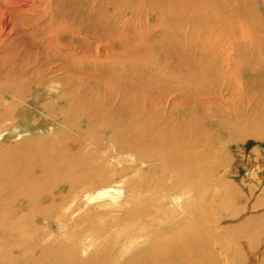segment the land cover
I'll list each match as a JSON object with an SVG mask.
<instances>
[{"label": "bare ground", "instance_id": "6f19581e", "mask_svg": "<svg viewBox=\"0 0 264 264\" xmlns=\"http://www.w3.org/2000/svg\"><path fill=\"white\" fill-rule=\"evenodd\" d=\"M84 1L0 0V111L23 115L18 100L32 105L35 100L29 98L38 93L50 91L52 96L56 81L73 75L81 78L89 58L97 62L109 55V45L101 48L96 37L100 47L93 51L96 56L86 47L93 32L89 33L84 19L107 17L103 7L97 9L102 0H94L88 10L82 8ZM75 11L82 17L72 18ZM107 23L115 24V16ZM82 31L83 38L71 35H82ZM238 45L224 51L223 75H230L223 82L225 89L215 93L201 88L192 97L196 98L192 103L201 104L205 111L199 130L211 129L218 108H225L226 98L237 93L233 77L241 82L242 91L250 93L254 88L251 75L246 79L242 69L250 64L242 59L250 47ZM261 45L251 47V61L256 55L264 57ZM168 94L153 106L146 100V114L137 118L132 115L137 100L104 95L108 102L91 110L79 109L85 114L78 123L71 124L61 116L60 125L33 130L27 140L23 134L17 136L11 119L0 116V150H8L16 158L14 176L0 170V177L6 179L0 190L5 264H227V257L207 262V244L200 235V227L214 224V220L208 217L205 221L202 215L201 225L198 222L199 213L209 215L198 204L199 189L205 187L199 169L205 164L198 157L194 123L182 121L193 119L195 112L186 103L187 110L174 111L185 100L166 97ZM17 142L28 146L15 149Z\"/></svg>", "mask_w": 264, "mask_h": 264}, {"label": "rangeland", "instance_id": "374dc122", "mask_svg": "<svg viewBox=\"0 0 264 264\" xmlns=\"http://www.w3.org/2000/svg\"><path fill=\"white\" fill-rule=\"evenodd\" d=\"M263 1L102 0L97 9L103 7L107 19L100 20L98 16L90 15L86 11V15L90 16L83 21L89 33L90 30L93 32L86 47L96 56L97 52L93 51L108 44L109 55L97 62L89 58L87 64L82 66L84 75L81 78L73 75L56 81L58 85L51 88L52 96L50 91L45 94L38 93L34 98H29L35 100L32 105L18 100V104L23 105L20 110L23 115H18L19 118L15 113L5 114L8 110H1L0 116L5 120L6 117L11 119L10 126H15L17 136L23 134V139L27 140L33 130L45 129L51 124L60 125L61 122L57 120L61 116L67 117L71 124L78 123L80 116L85 114L79 109L91 110L108 102L103 100L104 95L112 99L119 95L137 100V104L133 102L132 115L135 118L146 114V100L149 106H153L168 93L166 97H183L185 102L182 106L172 109L183 112L189 107L195 112L193 119L182 121L187 125L194 123L198 157L205 164L202 170L199 169V178L203 176L205 187L199 189L198 204L201 209L205 208L209 215L199 213L198 222L201 225L202 215L205 221L208 217L209 220H214V224L212 221L211 225L200 227V235L207 244L204 252L208 257L207 262L213 263V260L219 261L218 258L227 257V264H264V212H261L264 211V57L256 55L258 58L253 61L250 58V49L255 47V44L260 47L262 43L261 48H264ZM92 2L95 1L85 0L82 2V8L88 10ZM71 15L72 18L82 17L78 11L72 12ZM113 15L115 24L107 25L108 19ZM103 29L108 33L102 32ZM84 34L85 32L82 35H71H74V38H83ZM231 36L236 39L235 42L233 40L234 43L240 45L241 42L247 48L250 47L247 49L250 52L246 51L247 55L244 52V58L243 55L241 58L253 64H247L244 68L242 66V69L246 79L251 75L249 80L253 82L254 88H250L252 92L247 94L242 91L241 82L237 77H233L236 79L235 81L232 78L236 83L237 93L231 98H226L225 108H218L220 117L218 116L217 122L213 120L211 129L199 130L197 125L203 122L202 115L205 111L201 104L192 103L196 100L192 97L202 89L215 93L225 89L223 82L230 75H223L224 69L221 65L227 59L224 51L228 46L234 48L238 45L234 46ZM95 37L101 43L100 47ZM238 40L239 42H236ZM229 41L232 42L231 45ZM235 69L236 67L233 68ZM53 82L47 83V88L52 86ZM256 86L259 87L258 90ZM23 89L26 92V88ZM25 92L22 93L24 96ZM258 100L263 103H259V107L252 106L253 102ZM121 101L125 103V99ZM185 103L191 106L186 107ZM222 111H226V115ZM229 115L230 118H227ZM13 145H17L15 149L28 146L20 142ZM15 159L10 151L0 150V170L10 171L14 176L12 162ZM133 177L135 179V174ZM5 183L6 179L0 177V190ZM230 184L233 186L230 187ZM254 206L263 210L258 211ZM247 218L254 220L250 223ZM255 218H259L258 221L255 222ZM2 230L0 222V264H5ZM204 230L205 232H202ZM222 230L229 233L219 234ZM225 248L226 253L221 252ZM223 264L226 263L223 261Z\"/></svg>", "mask_w": 264, "mask_h": 264}]
</instances>
